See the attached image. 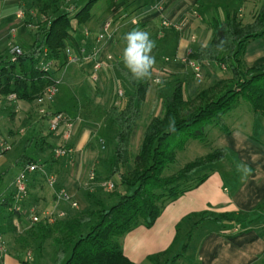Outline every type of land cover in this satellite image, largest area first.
<instances>
[{"label": "crops", "instance_id": "obj_1", "mask_svg": "<svg viewBox=\"0 0 264 264\" xmlns=\"http://www.w3.org/2000/svg\"><path fill=\"white\" fill-rule=\"evenodd\" d=\"M14 1L0 0L1 46L10 39L11 32L19 30L22 36L27 31L25 26L17 24L16 18L10 22ZM263 4L264 0H101L93 7L86 24L76 26L73 21L71 40L84 46L87 54L98 49L103 66L96 83L90 80L91 61L66 65L54 74L60 99L56 94L46 108L50 113L66 116L72 124L71 136L63 139L67 131L63 125L57 135L49 131L36 140L26 137L25 144L29 146L36 141L43 154L66 145L70 153L60 159L52 157L48 160V169L36 163L38 170L28 175V195L21 204L19 216L15 214L17 220L22 219L24 230L31 226L30 216L37 218L87 209L88 198L97 196L110 183L108 160L115 129L106 121L105 113L112 106L124 108L132 93L118 72L119 67L130 72L123 60L128 33L146 32L154 42L155 62L150 68L147 93L141 105V118L145 115L147 122L162 115L166 92L170 90V93L176 82L184 81V98L188 99L203 86L231 78L228 69L207 62L201 64L204 82L199 84L193 70L181 58L190 51L193 59L197 47L209 44L212 22L223 20L226 12H235L243 23H249ZM107 21L112 26V37L98 42L101 25ZM243 61L247 66L264 62V37L247 44ZM155 78L159 83L153 81ZM118 92H122L121 97ZM230 112L224 115L223 126L213 127L215 134L209 142L213 150L222 149L226 156L203 170L206 178L199 185L167 203L150 228L139 226L121 238V250L132 263L142 264L149 256L168 251L172 264H264V118L254 116L251 108H245L233 121V117H227ZM5 115L10 124L6 131L0 129V137L11 149L32 129L42 132L41 125L47 120L38 114L35 101L18 100L10 105L5 101L0 120ZM145 125L137 132L135 128L131 145L134 142L139 146ZM49 178L54 180L52 186ZM62 192L70 202L59 196ZM73 202L77 208L71 206ZM2 211L1 225L7 216ZM203 215L207 219L201 218ZM224 215H242L244 219L238 222L225 219ZM33 253L30 264H51L45 261V250L37 263L32 260ZM21 259L26 260V256ZM1 264H21L16 250L6 251Z\"/></svg>", "mask_w": 264, "mask_h": 264}, {"label": "trees", "instance_id": "obj_2", "mask_svg": "<svg viewBox=\"0 0 264 264\" xmlns=\"http://www.w3.org/2000/svg\"><path fill=\"white\" fill-rule=\"evenodd\" d=\"M101 0H72L76 11L66 10L64 0H34L29 9L36 10L41 21L36 24L32 43L24 48L15 62L0 55V94L3 101L15 94L19 101L33 102L44 90L57 81L55 72L65 67L62 50L71 41L72 22L82 26L91 19L93 7ZM33 14V12H31ZM212 38L208 45L197 47L193 60L198 64L214 62L229 70L231 78L220 80L201 88L193 97L184 98V81L174 84L163 101V113L152 117L145 125L137 153L131 155V137L141 119V105L147 93V79L134 78L132 73L118 68L122 79L131 87L126 106L110 107L105 119L115 129L112 137V153L108 160V181L113 185L109 194L111 203L105 202L101 192L89 199L85 210L63 212L49 222L48 216H39L31 221L16 243V252L21 264L30 261L21 259L23 250L30 247L41 253L47 243L55 247L51 264H134L123 254L120 240L129 231L144 226L150 228L164 206L184 192L199 185L206 175L195 174L207 166L221 161L226 152L215 149L210 154L196 158L177 171L170 166L176 160L171 146L173 140L186 129L203 121L209 125L223 126V117L240 99L247 102L254 116L264 118V62L247 66L243 61L245 47L250 41L264 37V4L249 23H243L235 12H226L223 20L211 24ZM75 44L79 46L76 42ZM55 61L56 68L48 73L39 69L44 58ZM154 55V49L149 53ZM150 73V70H149ZM57 113V112H56ZM203 131L187 136L200 139ZM185 140L179 144L183 147ZM23 167L37 162L27 156L21 157ZM114 182V183H113ZM115 198H112V196ZM12 196V195H11ZM11 196L5 199L0 209L6 211ZM6 213L7 231L16 235L17 226L12 223L13 214ZM210 217V216H208ZM225 219L240 222L242 215H224ZM207 219V216H201ZM22 223V219L18 217ZM6 231V232H7ZM5 230L0 224V235ZM2 258L0 259L1 264ZM150 264H171L168 251L149 256Z\"/></svg>", "mask_w": 264, "mask_h": 264}, {"label": "rangeland", "instance_id": "obj_3", "mask_svg": "<svg viewBox=\"0 0 264 264\" xmlns=\"http://www.w3.org/2000/svg\"><path fill=\"white\" fill-rule=\"evenodd\" d=\"M34 2V0H15V8L10 7L11 9V19L10 22H15V14H13L14 9L17 10L19 7H23L25 10V31L24 35L20 36L19 35V30L17 32H11L10 33V39L7 41L5 40V45L1 46V51L0 55L3 57L6 55V57L10 58V49L13 46L19 47L22 52L24 51V48L32 43L33 40V34L36 32V24L41 21V16L37 14L36 10L34 7L32 9H29L31 4ZM33 12V14L31 13ZM17 24H19L17 22ZM14 29V28H13ZM16 29V28H15ZM204 87V86H203ZM168 90L166 92V95H169ZM59 92V91H58ZM59 93H57L58 96ZM58 100L60 99V96L56 97ZM73 106V104H71ZM245 108H250L249 104L245 102L244 100L240 99L239 102L236 104V106L231 110L230 115L227 117L231 118L233 117V121L239 116V113H242ZM71 112V110H70ZM7 115L4 116V120H0V129L2 131H6L9 128V121L8 118L6 119ZM145 115L142 116L140 121L137 123V129L135 132H137L138 128L143 127L145 125ZM48 121L43 122L41 127H42V132L40 130H35L32 129L29 133L22 135V137L19 139V142L16 144L14 148H12L10 151L5 153L0 157V198H4L5 196H10L15 190V179L17 178L20 170L22 169L21 166L23 167L22 161L20 160L21 157L27 156L37 162V164L40 165V167H43L45 169H48V166L50 164V160L52 157L54 158V150L49 149L45 151L43 154L39 150V144L36 141H33L29 146H26L25 144V138H35V140L42 135V133H47L49 132L48 130ZM216 125H209L207 120L203 121L195 126L190 127V129H186L184 131H181L179 135L173 140L171 146L173 147L175 154H176V160L173 165L170 166L171 171H177L180 168H182L185 164L195 160L196 158L199 157H204L207 154L211 153L213 150L210 142V137L211 135L215 134V130L212 131L213 127ZM201 132L203 131L202 135H198L200 139H191L187 138L190 137V135L194 134L195 132ZM217 132V131H216ZM135 135V134H134ZM185 140V144L183 147H181L179 144L182 143V141ZM57 145V144H56ZM58 147V146H57ZM137 146L133 142L131 145V155L132 157L137 153ZM204 171H199L195 174V177L201 176ZM114 183V182H113ZM109 194L103 190L101 192V197L104 198L105 202L111 203L112 200H109L110 197L108 196ZM112 196V195H110ZM109 198V199H108ZM115 198L114 196L111 197ZM0 213L2 214L3 211L0 209ZM13 219L12 223L17 226V233L16 235L7 231L8 226H7V221L3 219V227L5 230V234L3 235L4 240H5V247L7 252H11L16 249V245L19 243H16V240L21 238L20 236H23L25 233L23 226L21 225L20 222H18L17 218H15V214H13ZM29 218V216L27 215ZM33 217V216H32ZM30 216L29 219L32 218ZM35 217V216H34ZM30 221V220H29ZM31 223V221L29 222ZM23 228V229H22ZM7 231V232H6ZM183 233V232H182ZM181 233L182 237L181 242L184 240V236ZM186 242V241H185ZM184 242V243H185ZM19 246V245H18ZM45 250L44 257L46 262H52L54 259V250L55 247L51 242L47 243L46 246L43 248ZM26 252H33V249L28 247L25 250H23L22 253H19L21 257L25 258ZM170 258V257H168ZM40 259V253L34 252L33 253V261L34 263H37V261ZM183 262H185V259H182ZM41 263V261H39ZM142 264H150L145 261V263ZM172 264V263H171ZM184 264V263H183Z\"/></svg>", "mask_w": 264, "mask_h": 264}, {"label": "built area", "instance_id": "obj_4", "mask_svg": "<svg viewBox=\"0 0 264 264\" xmlns=\"http://www.w3.org/2000/svg\"><path fill=\"white\" fill-rule=\"evenodd\" d=\"M72 0H64L66 10L73 14L76 9L74 6L70 5ZM16 19L18 21L19 26H25V10L21 6L19 7L15 12ZM112 26L109 21L104 22L101 25V32L97 36V41L102 42L105 39H111L112 37ZM10 60L12 62H15L22 54V50L17 47L13 46L10 51ZM63 57H64V63L65 65H80L86 61L93 62V70L90 74V80L92 83H96L98 80V71L103 66V62L99 61V50L93 49L91 52L87 54L86 49L84 46H77L72 40L69 44H66L65 47L62 50ZM46 51L44 52V58L39 63V69L42 70L45 73L53 71L56 67L55 61L46 59ZM191 52L189 51L187 53V56L185 58H181V61L189 66L193 70L194 78L199 83L202 84L204 81V73L203 68L201 64H198L193 59H190ZM224 68V67H223ZM156 83H159V79L155 78L153 80ZM57 82L54 85L48 86L41 96H39L34 101L37 105V111L38 114L48 120V129L51 133L57 135L59 132V129L64 125L67 128V131L63 135L64 140H68L71 136V128L72 124L70 121L66 118V116L62 113H50L48 112L46 105L53 102L56 94H57ZM119 97L122 96V92L117 93ZM18 101L15 94H10L6 97V103L7 104H14ZM5 101H3V97L0 94V111L1 106ZM11 150V145L3 138L0 137V156L5 154L6 152ZM70 153V150L67 148L66 145H60L54 150V158L60 159L66 157ZM38 170V167L36 164L30 163L25 165L19 172L17 178L15 179V190L11 196V203L9 206L5 207L7 213H20L22 210L21 204L26 199L28 195V189L26 186L27 183V177L29 174L35 172ZM90 179H93V174L91 175ZM49 184L52 186L54 184V180L52 178L48 179ZM106 191H110L113 188V185L111 183H108L106 186ZM63 200L69 201L70 198L64 193H60L59 195ZM5 202V198H0V208ZM71 206L73 208H77V203L73 202L71 203ZM48 220L49 222H53L56 217H62L64 216V213L58 212L56 214H48ZM56 216V217H55ZM35 221L36 218H33ZM6 253V247H5V240L3 238V235H0V259L3 258V256ZM26 260H31V253L28 252L26 255Z\"/></svg>", "mask_w": 264, "mask_h": 264}, {"label": "clouds", "instance_id": "obj_5", "mask_svg": "<svg viewBox=\"0 0 264 264\" xmlns=\"http://www.w3.org/2000/svg\"><path fill=\"white\" fill-rule=\"evenodd\" d=\"M127 47L123 52V60L134 78H143L149 74L154 58L149 55L154 42L146 32L133 30L125 37Z\"/></svg>", "mask_w": 264, "mask_h": 264}]
</instances>
